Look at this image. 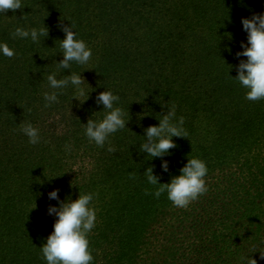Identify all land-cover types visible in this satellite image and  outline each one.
I'll use <instances>...</instances> for the list:
<instances>
[{"label": "trees", "instance_id": "16d2710c", "mask_svg": "<svg viewBox=\"0 0 264 264\" xmlns=\"http://www.w3.org/2000/svg\"><path fill=\"white\" fill-rule=\"evenodd\" d=\"M21 3L0 14V42L16 53L0 56V264H46L40 246L53 230L54 188L60 200L96 193L93 264H264V100L247 101L231 67L246 59L236 56L247 38L241 18L264 12V0ZM68 19L92 50L87 64L71 68L85 80L79 99L89 97L81 103L69 87L45 107ZM18 25L47 26L48 36L14 38ZM105 88L130 114L128 128L109 138L111 153L84 135L83 123L102 118L95 98ZM162 99L176 105L188 133L173 137L166 172L139 151L144 129L167 110ZM29 121L41 132L38 145L19 131ZM188 156L206 162L207 191L185 208L166 193L154 198L158 186L145 170L167 183Z\"/></svg>", "mask_w": 264, "mask_h": 264}, {"label": "clouds", "instance_id": "9594fccd", "mask_svg": "<svg viewBox=\"0 0 264 264\" xmlns=\"http://www.w3.org/2000/svg\"><path fill=\"white\" fill-rule=\"evenodd\" d=\"M21 8V0H0V14L10 9ZM241 26L247 38L246 42L241 41L236 56L246 59H239L238 64L231 65L235 67L237 73L233 78L245 90L244 98L247 101L257 102L264 100V12L242 17ZM73 29L75 26L71 21L70 24L61 26L64 37L60 39V53L63 58L57 62V71L47 75L48 90L42 93L45 107L58 103L59 96L69 87L74 89L72 98L75 97L81 103L89 97L90 92L85 99H79V95H83L82 85L85 80L82 71L73 72L71 68L73 62L78 65L87 64L92 57V50L82 38H79L76 29L75 31ZM12 35L14 38L28 39L35 44L41 38L48 36V28L18 25ZM15 54V50L6 42H0V56L11 58ZM65 69L70 70L69 74L57 78L60 70L64 72ZM95 100L105 111L102 118H89L87 123H83L84 135L100 148H104L107 143V151L115 152L117 148L111 144L109 138L119 130L128 128L126 125L130 120V114L126 118L124 110L119 106L120 97L110 89L105 88L99 92ZM160 102L162 108L167 105V110L163 114L159 113L158 124L144 129L143 141L139 142V151L146 153V157H150L148 160L159 158L160 167L166 172L169 163L165 157L171 155V150L176 147L173 137L188 138V133L184 127L185 118L177 115L176 105L169 104L163 99ZM19 131L27 137L31 145H38L42 141L40 130L30 121L21 124ZM70 147L66 145V150H70ZM207 174L206 162L195 156H188L186 163L179 169V174L173 175L167 183L159 182L153 167L145 170L147 183L158 186L151 195L158 199L166 193L167 199L180 208L187 207L191 201L207 191L205 179ZM95 196L94 192L82 193L79 189L76 199L60 200L59 189L54 188L48 192L49 200H56L58 206L49 205L47 208V214L54 216L55 221L53 230L46 237V242L40 246L46 264H93L94 257L89 235L97 222V209L93 204ZM252 264H256L255 259H252Z\"/></svg>", "mask_w": 264, "mask_h": 264}]
</instances>
